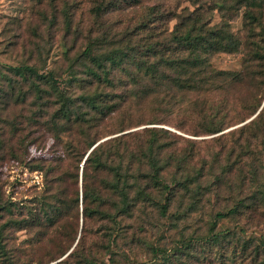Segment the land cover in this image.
<instances>
[{"label":"trees","instance_id":"obj_1","mask_svg":"<svg viewBox=\"0 0 264 264\" xmlns=\"http://www.w3.org/2000/svg\"><path fill=\"white\" fill-rule=\"evenodd\" d=\"M140 1L108 0L97 4L93 11L99 16L104 9L119 8L122 3L136 6ZM189 1L194 5L191 10L170 9L166 13L160 3L151 6L145 17L120 35L118 46L95 51L94 46L100 41L90 42L79 57L83 60L82 76L73 78L72 74L69 79L74 92L63 87L66 81L55 77L52 71L45 75L38 73L35 66L23 67L48 85L59 104L55 117L63 118L66 124L74 121L89 139L88 152L82 160L80 187L78 167L71 176L76 184L74 189L67 192L66 186H62L66 179L61 177L52 203L29 207V218L13 217L15 210L21 212L15 203H0V219L7 218L0 224L1 251L2 232L10 221L19 229L36 227L44 235L50 228L57 231L76 209V219L81 215V232L88 220H101L109 224L117 239L123 240L122 220L135 218L143 208L155 207L161 216L173 206L196 212L212 201H220L225 185L228 198H237L235 191L248 190L250 195L237 198L226 211H215L213 220L205 223L206 230L195 239L217 247L214 258L219 264L226 263L230 254L238 259L237 264H264V236H245L241 226L239 232L216 229L219 219L242 213L246 208H261L264 215V103L261 106V101L255 102L258 92L264 89V0ZM211 9L219 12L220 20L216 23L209 16ZM239 14L242 30L234 33L230 21ZM172 19L175 22L171 29L167 27L168 34L152 32L135 39L140 31ZM241 48V70L213 66L216 53H235ZM120 71L125 76L123 81L115 75ZM33 82L39 91L38 83ZM106 87L112 88V92H106ZM241 87H252L254 93L237 105L234 94ZM158 94H162L166 104L185 114L181 123L185 125L177 128L192 136L220 134L198 141L162 127H144L140 132L130 131L100 141V129L92 131L111 114L120 118L114 131L138 125L141 121H133L132 108ZM210 97L216 102L210 101ZM252 116L248 122L222 132ZM179 138L183 139L182 145ZM2 146L0 140V150ZM221 161L225 163L221 165ZM233 167L238 173L235 179L228 176ZM81 239L82 236L60 263L95 264L81 250ZM111 240L116 239L113 236ZM129 242H134L133 237ZM118 252L109 251L111 264H120L115 258ZM203 257L207 264H213L210 255L203 253Z\"/></svg>","mask_w":264,"mask_h":264},{"label":"rangeland","instance_id":"obj_2","mask_svg":"<svg viewBox=\"0 0 264 264\" xmlns=\"http://www.w3.org/2000/svg\"><path fill=\"white\" fill-rule=\"evenodd\" d=\"M107 1L0 0V140L3 145L0 150V203L12 202L21 207V212L15 210L13 217L29 218V207L52 203L61 177L66 179L62 186H66L67 192L72 191L76 184L71 176L78 167L79 188L80 169L89 141L73 120L66 124L63 118L55 117L59 105L55 102L56 96L50 94L51 90L44 80L30 75L23 67L35 66L38 73L45 75L52 71L55 77L66 81L63 87L74 92V85L69 79L72 74L77 75L73 78L82 76L83 60L79 57L90 42L100 41L94 46L95 51L118 46L120 35L127 28H133L155 4L160 3L166 13L170 9L194 8L189 0H141L136 6L122 3L119 8L104 9L99 16L95 15L93 8ZM209 11L212 23L218 22L219 12ZM174 22L172 19L150 30L140 31L135 39L152 32L168 34L166 29H171ZM230 27L234 33L241 32V14L230 21ZM243 53V48L235 53H216L212 64L217 69L239 71L243 66ZM115 75H119L120 81L125 78L121 71ZM32 81L38 83L39 91ZM105 91L112 92V88L106 87ZM252 93V87H241L234 94V102L238 105L240 100H249ZM256 97L255 102L261 101L262 106L264 89ZM209 100L216 102L213 97ZM137 104L131 112L133 121H141L138 125L114 131L120 118L111 114L92 131L100 129V141L130 131L140 132L144 127H162L183 138L198 141L220 134L192 136L177 128V125H185L181 124L185 114L166 104L162 94ZM253 117L222 132L236 128ZM179 144H183V139L179 138ZM224 163L221 161V165ZM236 173L237 168L233 167L228 176L235 179ZM49 187H53L52 191L48 190ZM228 193L224 185L220 201H212L196 212L173 206L161 216L155 207H145L136 213L135 218L122 220L123 240L117 239L109 224L101 220H88L86 229L81 232V215L76 219V209L69 213L57 231L50 228L44 235L39 234L36 227L19 229L10 221L2 232L4 251L0 250V264H62L59 261L74 249L80 236L81 250L89 254L95 264H111L109 251L116 249L119 252L115 258L120 264H207L202 258L203 253L213 258V264H219L214 258L217 247L195 238L206 230L205 223L213 220L215 211H226L237 202V198L250 195L248 190L235 191L233 195L237 198L232 199L228 198ZM261 210L246 208L242 213L219 219L216 229L231 228L239 232L241 226L245 236L258 239L264 236ZM6 219H0V224ZM113 236L116 240L112 242ZM131 237L133 243L129 242ZM62 252L64 254L61 255ZM237 261L230 254L224 264H237Z\"/></svg>","mask_w":264,"mask_h":264}]
</instances>
